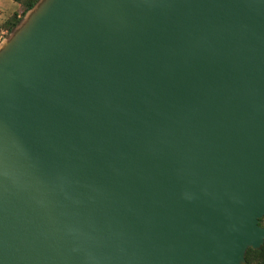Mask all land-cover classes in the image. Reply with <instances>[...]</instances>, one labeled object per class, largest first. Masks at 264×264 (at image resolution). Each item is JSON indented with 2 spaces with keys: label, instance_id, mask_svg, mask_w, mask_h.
<instances>
[{
  "label": "water",
  "instance_id": "obj_1",
  "mask_svg": "<svg viewBox=\"0 0 264 264\" xmlns=\"http://www.w3.org/2000/svg\"><path fill=\"white\" fill-rule=\"evenodd\" d=\"M263 217L264 0H51L0 60V264H245Z\"/></svg>",
  "mask_w": 264,
  "mask_h": 264
},
{
  "label": "rangeland",
  "instance_id": "obj_2",
  "mask_svg": "<svg viewBox=\"0 0 264 264\" xmlns=\"http://www.w3.org/2000/svg\"><path fill=\"white\" fill-rule=\"evenodd\" d=\"M51 0H42L37 7L22 17V21L12 32L7 29V22L16 14H21L24 7L10 0H0V36L3 34L0 43V60L14 47L18 40L31 28L37 17L44 11ZM10 4V6H9ZM6 41L4 44L3 42ZM260 225L264 227V217Z\"/></svg>",
  "mask_w": 264,
  "mask_h": 264
},
{
  "label": "trees",
  "instance_id": "obj_3",
  "mask_svg": "<svg viewBox=\"0 0 264 264\" xmlns=\"http://www.w3.org/2000/svg\"><path fill=\"white\" fill-rule=\"evenodd\" d=\"M24 7L21 14L16 13L8 22L7 29L9 32L13 31L14 27H17L22 21V17L28 12L33 10L41 0H12ZM245 264H264V244L261 249L254 250L249 248L245 256Z\"/></svg>",
  "mask_w": 264,
  "mask_h": 264
},
{
  "label": "built area",
  "instance_id": "obj_4",
  "mask_svg": "<svg viewBox=\"0 0 264 264\" xmlns=\"http://www.w3.org/2000/svg\"><path fill=\"white\" fill-rule=\"evenodd\" d=\"M3 34L0 36V43H1V38H2Z\"/></svg>",
  "mask_w": 264,
  "mask_h": 264
},
{
  "label": "crops",
  "instance_id": "obj_5",
  "mask_svg": "<svg viewBox=\"0 0 264 264\" xmlns=\"http://www.w3.org/2000/svg\"><path fill=\"white\" fill-rule=\"evenodd\" d=\"M10 1H12V0H10ZM12 2H14V1H12ZM15 3V2H14ZM9 6H10V4H9Z\"/></svg>",
  "mask_w": 264,
  "mask_h": 264
}]
</instances>
